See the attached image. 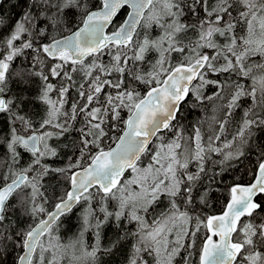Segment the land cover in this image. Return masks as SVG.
Returning a JSON list of instances; mask_svg holds the SVG:
<instances>
[{
    "label": "snow or ice",
    "instance_id": "snow-or-ice-1",
    "mask_svg": "<svg viewBox=\"0 0 264 264\" xmlns=\"http://www.w3.org/2000/svg\"><path fill=\"white\" fill-rule=\"evenodd\" d=\"M121 13L125 18L118 22ZM189 15L194 22L187 21ZM0 26L6 27L3 16ZM4 27L0 264H5L9 247L23 252L19 264H110L129 240L133 243L125 264H178L177 258L193 264L194 257L196 264H264V0H26L21 20L7 35ZM153 28L161 33L155 38ZM189 32L195 39L188 38ZM152 52L157 57L148 61ZM174 53L182 57L176 63ZM212 72L227 78L207 79ZM233 74L237 79H231ZM240 77L251 84L246 87ZM37 79L38 93L33 95ZM208 85L218 89L212 96L203 94ZM72 90L76 98L66 110ZM225 90L230 99L222 105L220 119L213 116L217 127L209 126L207 139L200 126L186 136L180 117L189 94L203 102L223 99ZM242 98L250 106L238 130L217 146ZM37 102L46 106L39 120L34 119ZM109 127L120 134L109 136ZM74 131L78 138L70 145L50 143ZM165 132L174 135L166 141ZM107 139L116 146H105ZM69 146L73 151L66 165L47 162ZM255 149L259 155L253 179L229 187L222 213L192 214L193 191L211 154L220 155L213 163L224 172L231 161ZM142 157H150L144 167ZM193 163L196 171L190 172ZM127 170L134 176L125 181ZM45 178L55 184L46 185ZM61 178L68 188L54 211H48L45 191ZM161 197L168 207L149 222ZM207 200L205 191L199 202ZM81 205L79 232L73 241L61 242L55 233L62 217ZM17 211L47 219L18 229L10 218ZM125 222L136 227L128 230L122 227ZM109 224L115 235L103 246L102 232ZM86 232L95 244L85 245Z\"/></svg>",
    "mask_w": 264,
    "mask_h": 264
},
{
    "label": "trees",
    "instance_id": "trees-1",
    "mask_svg": "<svg viewBox=\"0 0 264 264\" xmlns=\"http://www.w3.org/2000/svg\"><path fill=\"white\" fill-rule=\"evenodd\" d=\"M26 10V0H2L0 3V16H3L5 20L6 27H4V35H7L10 30L13 29L14 25L18 20H21L23 11ZM125 12H127V9H125ZM203 14V12H201ZM200 13V14H201ZM125 18L124 13H121V16L118 18V22L122 21ZM188 22H194L193 18L189 15L186 17ZM109 31L112 30L111 28L108 29ZM67 34V33H64ZM160 30L153 28L151 30V37L155 38L159 36ZM143 35V33H141ZM188 38L195 39V34L192 32H189L187 34ZM57 37H60L57 35ZM188 40L185 39L184 43H187ZM220 42H223V39L221 38ZM203 51H206L209 53V55L212 54V50L210 49H204ZM157 57L156 52H152L147 56L148 61H154ZM182 57L177 54H173L172 61L173 63L178 62L181 60ZM255 60H259V57L253 58ZM104 60L107 61L108 57L105 56ZM222 62V61H221ZM20 62L17 61L16 64L13 65V68H17L19 66ZM143 68L145 71L148 70V64L143 65ZM227 78V74H219V73H209L207 75V79L209 80H219L224 81ZM51 82L53 84L57 83V80L54 78H50ZM76 79L79 80L80 77L77 74ZM231 79L235 80L237 77L233 74ZM240 81L248 87L251 84V80L249 78L240 77ZM196 83V82H194ZM40 81L37 79L34 82V86L31 90L33 95H36L38 93V87H39ZM143 90V89H141ZM217 87L215 85H208L203 89V94L205 96H212L213 93L217 91ZM52 99H56V93L53 92L50 94ZM76 98V92L75 90H72L69 96V104L65 105V109L67 110L71 106L72 100ZM228 99L230 97L227 95V92L225 90L224 92V98H214L213 100H204L203 102H197L195 98L189 94L187 101L182 104V113H181V124L185 127V135H193V129L194 127L200 126L202 135L204 136L205 140L207 139V136L210 131V125L213 127H217L215 124H213V116H215L217 119H220L222 116V113L224 109L222 108V105H226L228 102ZM243 103L241 107L234 110V115L231 117L229 124L227 126V131L222 136L220 141H217V146L222 145L225 140H232L233 135L238 130V127L242 121V118L244 117V110L250 106V100L247 98H242ZM34 111H35V120H39L42 116L45 115L46 112V106L37 102L34 105ZM126 115V113H125ZM109 125H111V121H109ZM80 126L79 123L76 124V127ZM38 127V125H37ZM109 131V136H118L119 132L116 130L107 129ZM2 134V133H0ZM174 133L172 132H165V139L166 141L171 139L173 137ZM77 133L74 131L71 136L62 137L59 142L56 141V143H52L53 147L57 146V143H59L61 146L64 144H69L74 139H77ZM113 143V140L110 139L105 146L111 145ZM154 143H158L157 141H154ZM152 147V145H150ZM5 151L3 147H0V154H2ZM72 147L69 146L68 148L64 149L61 147L60 149V155L59 157H53L49 158L47 160L48 163L52 164L54 167H63L68 163L69 156L72 155ZM78 154V153H77ZM258 155L259 150L255 149L251 152H247L246 156L241 158L239 161H231V167L227 168L224 172L220 171L221 166L218 164L213 163L214 161H218L221 159L219 154L212 153L211 154V161L206 163L205 165V173L202 174L201 180L197 182V187L193 191V196L195 199L194 209L195 211L192 214H199V213H205V214H217L221 212L228 200L229 187L234 182H239L242 184H247L253 179V175L256 171L257 165H258ZM28 159V156L25 155V160ZM75 157H73V160ZM149 162V157H142L141 159V165L144 163ZM3 169H0V172H2ZM189 171L195 172L196 171V165L195 163L189 165ZM131 170H127L124 174V177H128ZM43 183L47 184H55V181H49L47 178L43 181ZM226 186V187H225ZM68 188V185L63 182L61 178V183L53 187H48L45 191V195L48 196L49 200L48 203L45 205V207L48 209V211L54 206V204L58 201V198L65 192V190ZM43 191V189H42ZM205 191L208 192V200L206 204H201L199 202V197L201 194H203ZM261 199H264V197H261ZM162 200H166L164 197H161V203L157 205L158 211L160 210L162 204L164 203ZM179 202V201H178ZM79 206L75 207L73 209V212L69 214L66 217H62V223L60 225V228L55 235L59 237L61 242L68 243L70 241H73L76 237L77 233L79 232L80 228V221L77 219V213H80L81 210H78ZM44 215L42 214L38 218H31L27 215H22L20 211L15 212L13 215H11V220L17 225L18 229H28L30 226L32 227L37 221H39ZM128 229V228H127ZM114 229L109 224L108 227H106L102 232V238H101V244L103 246H107L110 243V240L114 238ZM42 241L46 239V237H42ZM83 241L85 245H93L95 244V237L90 234L89 232L84 233ZM130 245V240L126 245L123 246L121 252L117 254L116 257L111 258L110 264H120L121 258H123L126 253L128 246ZM22 251L19 249V247L8 248V252L5 254V264H13V262H17V257L20 255ZM79 255V253H77ZM64 264H67V261L64 262ZM178 264H181V261H178Z\"/></svg>",
    "mask_w": 264,
    "mask_h": 264
},
{
    "label": "flooded vegetation",
    "instance_id": "flooded-vegetation-1",
    "mask_svg": "<svg viewBox=\"0 0 264 264\" xmlns=\"http://www.w3.org/2000/svg\"><path fill=\"white\" fill-rule=\"evenodd\" d=\"M2 1V0H1ZM1 1H0V3H1ZM127 11H128V9H127ZM200 15H203L202 13L200 14ZM80 126H78V127H76V128H79ZM107 130V129H106ZM120 134V133H119ZM110 139H107V140H105L104 141V144H106L108 141H109ZM114 142V141H113ZM50 143L52 144V143H56V140L55 139H53L52 141H50ZM141 165V164H140ZM145 165V163L144 164H142L141 166H144ZM164 203L162 204V206H161V208H160V210L158 211V209H157V206H155V208H153V209H151L150 210V214H149V217H148V219H149V222H151V219L152 218H155L156 216H158L163 210H165L167 207H168V202H167V199L164 201V200H162ZM165 206V207H164ZM81 207H82V205L81 206H79V208H78V210H81ZM109 208L111 209L112 208V204H109ZM52 209V208H51ZM50 209V210H51ZM49 210V211H50ZM79 214L80 213H77V217L79 216ZM45 216V215H44ZM43 216V217H44ZM42 217V218H43ZM41 218V219H42ZM122 227H126V228H128V230H133L135 227H136V225H135V223L133 222V223H131V224H127L126 222L125 223H122ZM90 234H91V232H89ZM133 243V241H131L130 240V245L128 246V249H127V252H128V250H129V248H130V246H131V244ZM183 254V253H182ZM198 260V257H194V260H193V264H196V261ZM177 261H180L179 260V258H177ZM125 262H126V255L123 257V258H121V263L120 264H125ZM181 264H182V261H181Z\"/></svg>",
    "mask_w": 264,
    "mask_h": 264
},
{
    "label": "water",
    "instance_id": "water-1",
    "mask_svg": "<svg viewBox=\"0 0 264 264\" xmlns=\"http://www.w3.org/2000/svg\"><path fill=\"white\" fill-rule=\"evenodd\" d=\"M0 1H1V0H0ZM128 11H129V10H128ZM67 34H68V33H67ZM57 38H60V37H57ZM110 146H111V147H115V146H116V145H115V141H114ZM226 203H227V202H226ZM225 205H226V204H225ZM224 207H225V206H224ZM223 209H224V208H223ZM50 211H54V206L52 207V209H51ZM222 211H223V210H222ZM222 211L219 212V213H217V214H221ZM42 219H47V216L45 215ZM38 223H39V221H37L32 227H35ZM20 255H23V252H21ZM16 264H19L18 260H17Z\"/></svg>",
    "mask_w": 264,
    "mask_h": 264
},
{
    "label": "rangeland",
    "instance_id": "rangeland-1",
    "mask_svg": "<svg viewBox=\"0 0 264 264\" xmlns=\"http://www.w3.org/2000/svg\"><path fill=\"white\" fill-rule=\"evenodd\" d=\"M149 160H150V157H149ZM146 164H147V163H145V165H146ZM145 165H144V166H145ZM144 166H141V165H140V167H144ZM133 176H134V173L131 171L130 174H129V176H128V177H125L123 180L126 181V180H128V179H131ZM133 187H135V186H133ZM41 239H43V238H41Z\"/></svg>",
    "mask_w": 264,
    "mask_h": 264
},
{
    "label": "bare ground",
    "instance_id": "bare-ground-1",
    "mask_svg": "<svg viewBox=\"0 0 264 264\" xmlns=\"http://www.w3.org/2000/svg\"><path fill=\"white\" fill-rule=\"evenodd\" d=\"M226 187V186H225ZM165 207V206H164Z\"/></svg>",
    "mask_w": 264,
    "mask_h": 264
}]
</instances>
